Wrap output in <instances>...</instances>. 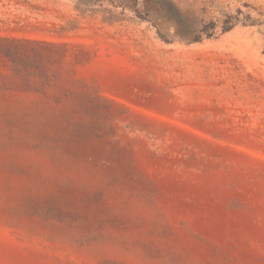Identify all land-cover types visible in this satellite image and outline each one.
<instances>
[{
  "label": "rangeland",
  "instance_id": "374dc122",
  "mask_svg": "<svg viewBox=\"0 0 264 264\" xmlns=\"http://www.w3.org/2000/svg\"><path fill=\"white\" fill-rule=\"evenodd\" d=\"M0 264H264V0H0Z\"/></svg>",
  "mask_w": 264,
  "mask_h": 264
}]
</instances>
